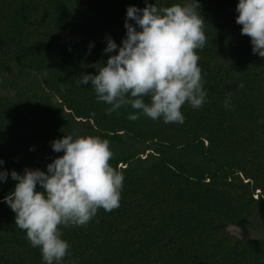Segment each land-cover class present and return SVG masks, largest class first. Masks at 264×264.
Wrapping results in <instances>:
<instances>
[{"label":"trees","instance_id":"16d2710c","mask_svg":"<svg viewBox=\"0 0 264 264\" xmlns=\"http://www.w3.org/2000/svg\"><path fill=\"white\" fill-rule=\"evenodd\" d=\"M198 3L206 102L165 124L129 120L131 106L106 115L90 82L77 84L116 54L107 38L120 45L127 7L145 0H0V170L46 172L63 155L51 142L75 133L109 141L124 175L118 208L61 226L62 264H264V58L236 23L238 0ZM16 183L0 182V264H43L4 202Z\"/></svg>","mask_w":264,"mask_h":264},{"label":"clouds","instance_id":"9594fccd","mask_svg":"<svg viewBox=\"0 0 264 264\" xmlns=\"http://www.w3.org/2000/svg\"><path fill=\"white\" fill-rule=\"evenodd\" d=\"M145 3L142 9L127 7L126 37L118 45L109 36L104 49L105 54H116L77 84L90 82L97 101L110 106L106 115L131 106L137 110L128 114L131 121L143 115L165 124H183L181 109L186 103L199 109L206 102L197 54L207 42L205 20L196 10L198 0L162 8ZM236 12V23L242 25L241 34L250 37L253 54L264 58V0H238ZM231 96L226 93L224 107L234 110ZM51 147L63 155L47 164L46 172L0 170V182H7L9 175L17 181L4 202L16 214V227L26 233L33 248L40 249L43 264H62L70 245L62 238L61 226H86L99 209L118 208L124 175L110 164L109 141L100 137L73 133L52 141ZM4 164L0 159V166Z\"/></svg>","mask_w":264,"mask_h":264},{"label":"rangeland","instance_id":"374dc122","mask_svg":"<svg viewBox=\"0 0 264 264\" xmlns=\"http://www.w3.org/2000/svg\"><path fill=\"white\" fill-rule=\"evenodd\" d=\"M237 235L239 234V233H236Z\"/></svg>","mask_w":264,"mask_h":264}]
</instances>
